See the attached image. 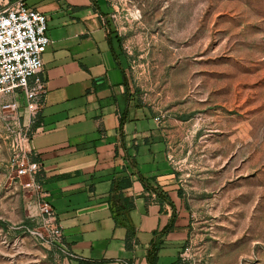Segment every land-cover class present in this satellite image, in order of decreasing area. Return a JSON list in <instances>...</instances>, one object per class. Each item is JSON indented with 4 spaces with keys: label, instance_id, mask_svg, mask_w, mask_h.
<instances>
[{
    "label": "rangeland",
    "instance_id": "rangeland-1",
    "mask_svg": "<svg viewBox=\"0 0 264 264\" xmlns=\"http://www.w3.org/2000/svg\"><path fill=\"white\" fill-rule=\"evenodd\" d=\"M134 95L159 116L189 235L177 264H264V0H108ZM0 97V264H70L11 143ZM139 220V217L137 216Z\"/></svg>",
    "mask_w": 264,
    "mask_h": 264
},
{
    "label": "crops",
    "instance_id": "crops-1",
    "mask_svg": "<svg viewBox=\"0 0 264 264\" xmlns=\"http://www.w3.org/2000/svg\"><path fill=\"white\" fill-rule=\"evenodd\" d=\"M4 1L47 17L46 94L29 145L70 264L175 263L190 214L162 121L127 79L108 0ZM121 177L130 178L124 195L134 203L129 247L109 203L111 182Z\"/></svg>",
    "mask_w": 264,
    "mask_h": 264
},
{
    "label": "built area",
    "instance_id": "built-area-1",
    "mask_svg": "<svg viewBox=\"0 0 264 264\" xmlns=\"http://www.w3.org/2000/svg\"><path fill=\"white\" fill-rule=\"evenodd\" d=\"M46 31L47 17L43 13L20 1L9 4L0 0V97H9L2 105L12 112L19 109L18 100L23 99L28 114L24 130L18 131L11 143L9 166L18 182L26 179L20 184L33 190L39 210L51 225L54 239L61 243V228L41 189V167L29 145L34 134L31 128L46 94V83L40 75L42 54L50 43Z\"/></svg>",
    "mask_w": 264,
    "mask_h": 264
},
{
    "label": "trees",
    "instance_id": "trees-1",
    "mask_svg": "<svg viewBox=\"0 0 264 264\" xmlns=\"http://www.w3.org/2000/svg\"><path fill=\"white\" fill-rule=\"evenodd\" d=\"M35 124V123H34ZM131 186L129 177L114 178L111 182L109 190V203L112 210L113 218L117 225L127 228L126 246L129 247V240L134 236L135 226L129 216V212L133 209V200L124 195V191ZM180 258L173 263L177 264ZM76 264H89L81 260Z\"/></svg>",
    "mask_w": 264,
    "mask_h": 264
}]
</instances>
